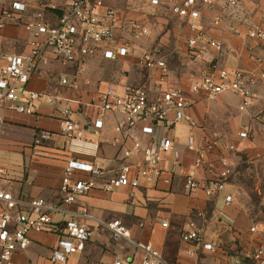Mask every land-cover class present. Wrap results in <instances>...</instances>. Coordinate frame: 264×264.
<instances>
[{
    "label": "crops",
    "instance_id": "1",
    "mask_svg": "<svg viewBox=\"0 0 264 264\" xmlns=\"http://www.w3.org/2000/svg\"><path fill=\"white\" fill-rule=\"evenodd\" d=\"M70 0H27L29 14L45 8V18L55 23L57 15ZM181 0H159L151 5L147 0H104L120 15L115 28L117 38L126 35L125 26L131 21L145 26L147 36L135 42L132 52L113 59L103 58L102 53L84 59L82 64L62 66L50 51H45L38 60L37 69L25 85L28 91H38L57 96L54 105L43 98L35 102L30 114L5 108L0 103V163L7 168V187L15 196L43 197L49 201L59 200V182L65 162L76 157L97 162L112 174L113 161L119 155V147L112 144L114 137L123 138L125 146L131 141L122 133L113 130L115 121L122 116L118 111L103 113V126L97 135L86 126L85 137L97 139L98 146L91 152L77 153L68 149L59 134L62 109L69 107L72 117L79 122L91 123L96 116V107L90 100L105 87L111 85L121 91L126 85H143L148 88L180 87L188 101L187 111L196 122L190 130L185 122H178L168 130L157 131L156 137L166 135L172 143V152L161 155V165L173 168H189L194 152L187 149L188 135L196 145L204 146L203 137L213 141L206 152L209 158L224 157L230 164V174L222 192L207 196L198 189L186 192L182 179L175 177L170 184L159 180L133 190L127 186L113 191L92 188L68 210L75 211L85 205L89 218L79 217L91 230V238L83 250L70 255L65 264H112L114 254L130 255L135 264L141 254L125 240H113L103 224L118 219L131 231L136 241H149L163 257L174 264H229L233 256H245L258 246L264 236V81L257 79L250 86V97L245 108L240 109L242 98L232 92H223L214 99L206 98L202 91H191L190 82L199 78L209 62L227 69L256 70L255 57L264 55V43L249 38L250 27L264 28V0H237L235 6L221 3L200 5L198 25L222 44L220 51L209 49L200 61H191L185 43L190 31L187 18L179 17L173 7ZM6 4L0 0V13ZM30 16V15H29ZM219 18L217 24L213 23ZM159 30L158 43L173 49L177 67L168 66L167 74L161 78L158 68H144L136 63V56ZM30 33L20 25L6 22L0 28V64L10 54H23L28 50ZM138 43V44H137ZM157 47L160 52L159 46ZM161 54V53H160ZM162 55V54H161ZM167 59V60H166ZM136 64H135V63ZM168 62V63H167ZM136 66V67H135ZM76 80L78 87L61 84L59 78ZM45 130L51 132L50 140L34 143L35 134ZM247 135L241 137V131ZM146 141L143 140V143ZM233 145V149H228ZM175 152V154H174ZM11 164L3 162V158ZM134 159H141L135 154ZM8 162V161H7ZM216 173V171L214 172ZM81 177L86 174L80 173ZM210 175L204 169L196 172L198 178ZM231 201L225 202V195ZM202 210L205 217L198 219L207 237L215 246L213 250H202L195 256L185 253L192 248L180 238L187 220L195 210ZM68 213L53 216L52 226L61 225ZM167 226H162L161 221ZM142 222V225L139 224ZM259 224L257 231H250L253 223ZM58 233L53 230L31 232L30 243L25 249L15 251L8 264H53L50 250L56 245Z\"/></svg>",
    "mask_w": 264,
    "mask_h": 264
},
{
    "label": "built area",
    "instance_id": "2",
    "mask_svg": "<svg viewBox=\"0 0 264 264\" xmlns=\"http://www.w3.org/2000/svg\"><path fill=\"white\" fill-rule=\"evenodd\" d=\"M147 1L151 5L159 3V0ZM215 3L233 7L237 0H181L173 7V12L179 17L187 18L190 33L185 43L193 62L202 60L209 49H222L221 42L203 31L197 21L200 16L199 4L208 6ZM44 11L45 8L29 14L27 0H12L1 8L0 28L6 22H13L30 33L28 50L23 54L7 55L4 57L5 62L0 64V103L5 108L30 114L35 102L41 98L50 105L57 103V96L25 89L43 52H52L62 66L79 65L97 51L108 59L126 56L132 52L137 40L149 34L147 27L131 21L125 26L126 35L117 38L114 31L120 23V15L115 8L106 5L104 0H70L61 8L56 22L52 24L46 20ZM218 22L219 18L213 20L214 24ZM246 35L264 43L263 27H250ZM254 59L258 62L256 70L227 69L211 61L199 78L190 82V90L202 91L208 99H214L223 92H232L242 98L239 108L243 109L248 104L251 84L257 79L264 81V55ZM136 63L144 68H158L161 78L167 74L165 58L157 47L143 48L136 56ZM59 82L78 87L76 80L69 81L65 76H61ZM90 103L96 107V116L91 123L83 124L74 119L69 107L62 109L59 134L68 149L77 153H93L98 140L85 137L86 126L98 135L103 126L102 115L108 111L122 113L115 121L113 130L128 137L131 146H125L121 137L112 139V144L119 147V155L113 160L115 167L110 175H106V169L97 162L69 158L62 169L59 200L56 202L40 196L13 195L7 187V168L0 163V264H8L15 251L28 246L31 232L54 229L58 233L56 245L49 254L53 264H65L70 255L83 250L91 238V230L85 221L78 218H89L90 215L83 204L75 211L68 210L67 206L76 203L92 188L113 191L127 186L131 189L129 196L133 197V190L140 186H147L157 180L170 184L175 177H180L186 192L202 189L205 195L212 196L224 190L231 171L230 164L224 157L207 156L206 152L213 145L210 138L203 137L204 146H198L193 136L188 135L187 149L194 152L189 168L176 169L161 165V155L172 152V143L164 134L157 138V131L164 132L178 122H185L190 130L196 127L195 120L187 111L188 101L180 87L126 85L118 91L109 85L99 91ZM52 135L49 131L41 130L35 134L33 141L40 144L50 140ZM239 135L244 137L247 131H241ZM143 140L146 142L143 143ZM233 147L229 145L228 149ZM137 153L141 159L133 158ZM201 169L210 175L198 178L196 172ZM80 173L86 176L81 177ZM224 198L226 203L231 201L229 194ZM59 212H66L69 216L61 225L54 227L53 216ZM204 217L202 210H195L187 220L186 228L180 233L181 240L192 245V248L185 250L190 256L215 247L202 225L197 222ZM103 224L113 240H125L140 251L141 257L137 264H174L167 261L149 241L134 240L130 229L120 220L112 219ZM139 224L142 225V222ZM161 225L167 226V222L161 221ZM258 229L257 222L249 227L250 231ZM112 264L135 263L132 256L116 253ZM229 264H264V236L258 246L245 256H233Z\"/></svg>",
    "mask_w": 264,
    "mask_h": 264
},
{
    "label": "rangeland",
    "instance_id": "3",
    "mask_svg": "<svg viewBox=\"0 0 264 264\" xmlns=\"http://www.w3.org/2000/svg\"><path fill=\"white\" fill-rule=\"evenodd\" d=\"M7 5L10 3V1L12 0H3ZM152 22L154 23V20H152ZM155 23L153 24V28L155 27ZM159 36V30L155 27V30H154V35L153 37L149 40V43H146V46H150V47H153V46H159L161 49H160V53L162 54V56L164 58H166L165 56L167 55V58H168V66L170 68L171 67H177V60H176V56H175V53L173 51V49H170L171 47L169 48H165L164 45H160L158 43V37ZM138 44V43H137ZM136 48V46L134 47V49ZM133 49V50H134ZM167 60V59H166ZM135 63V62H134ZM136 64V63H135ZM139 66V65H138ZM136 67V66H135ZM4 157V156H3ZM8 161V162H7ZM11 160H6V158L4 157L3 158V162L7 165H10L11 163L9 162Z\"/></svg>",
    "mask_w": 264,
    "mask_h": 264
}]
</instances>
